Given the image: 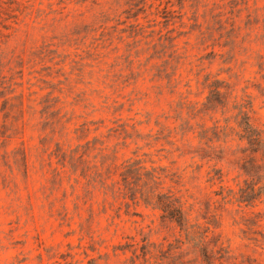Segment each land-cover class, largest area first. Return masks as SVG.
Instances as JSON below:
<instances>
[{"label": "rangeland", "instance_id": "rangeland-1", "mask_svg": "<svg viewBox=\"0 0 264 264\" xmlns=\"http://www.w3.org/2000/svg\"><path fill=\"white\" fill-rule=\"evenodd\" d=\"M212 80L223 112L204 104ZM245 99L264 132V0H0V264H197L139 191L80 174L117 179L127 158L161 173L228 264H264V194L236 200Z\"/></svg>", "mask_w": 264, "mask_h": 264}, {"label": "trees", "instance_id": "trees-1", "mask_svg": "<svg viewBox=\"0 0 264 264\" xmlns=\"http://www.w3.org/2000/svg\"><path fill=\"white\" fill-rule=\"evenodd\" d=\"M217 80H212L209 83V94L206 96L205 105L211 102H219L222 105V112L224 110L223 103V93L226 90H223L224 85L215 84ZM184 103V102H181ZM252 102L249 99H245L242 102L236 103L234 107H238V112L236 117H238V125L241 126L242 131L238 132V139H245L243 145L239 147L240 151L244 153V156H241V161L238 163V170L245 175L243 177V183L238 188V196L236 200L239 202H252L256 198L261 197L264 194V132L255 127L250 120V110ZM207 107V106H206ZM227 119V118H226ZM215 128L218 125H214ZM227 126V125H225ZM207 128L202 127L197 131V135L200 139L206 135ZM220 130H223L220 128ZM215 133V132H214ZM216 134V133H215ZM211 139V138H210ZM218 139V138H217ZM201 141V140H199ZM208 140H205L207 142ZM226 142V141H223ZM209 145V144H207ZM19 154V153H18ZM57 154H60V159L62 165H65V157L67 156L66 151H60ZM83 152L78 155L77 158H74V154H68L69 160L75 162L74 169H77V163L81 162ZM210 153L201 154L200 157L208 156ZM22 159L25 160V153L22 151ZM79 159V160H78ZM220 159V158H218ZM138 160H131L127 158L119 164V176L117 179H113L110 175H113L117 172L115 170L112 174L107 173L106 175H101V171L91 170L89 167L84 166L80 174L89 175L90 179L98 181L100 185L105 189V192L108 190L113 192H123V197H129L131 200H135L137 191H139V198L136 199L138 202L139 199L142 201L153 204L158 207L161 212V217L168 218L171 221H175L179 227V231L183 234V239H177L180 243L187 241L191 246L197 250V257H199L197 264H228V254H226V249L220 245H216V242L209 247L204 237L207 236L209 226L204 228L197 222H190L188 213L183 207L181 199L169 191H162L158 185L157 179L160 177V172L155 168L145 169L144 165L139 164ZM214 174H218L217 178L222 180L223 176V167L214 166L212 168ZM110 179L111 181H109ZM140 181H142L140 183ZM151 183L149 185L148 183ZM146 185L149 187L144 188ZM191 242V243H190ZM148 242H144L141 245V250L143 254V259L148 261L147 253L150 255V258L153 254L150 250ZM180 245H175L177 248ZM162 251L161 249H159ZM170 250V248L166 249ZM151 251V252H150ZM161 255H164L161 253ZM159 258H161L159 256ZM196 261V259H193ZM190 261V260H188ZM184 262V260H183ZM191 263V262H189ZM174 264V263H172Z\"/></svg>", "mask_w": 264, "mask_h": 264}]
</instances>
